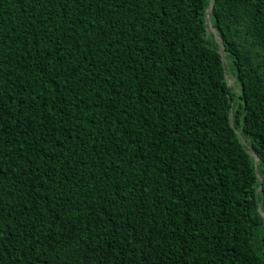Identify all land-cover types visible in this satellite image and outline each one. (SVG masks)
I'll list each match as a JSON object with an SVG mask.
<instances>
[{"label":"trees","instance_id":"obj_1","mask_svg":"<svg viewBox=\"0 0 264 264\" xmlns=\"http://www.w3.org/2000/svg\"><path fill=\"white\" fill-rule=\"evenodd\" d=\"M0 264H264V0H0Z\"/></svg>","mask_w":264,"mask_h":264},{"label":"rangeland","instance_id":"obj_2","mask_svg":"<svg viewBox=\"0 0 264 264\" xmlns=\"http://www.w3.org/2000/svg\"><path fill=\"white\" fill-rule=\"evenodd\" d=\"M228 81H229V83L232 84V85L235 84V78L232 77V76L229 77ZM238 90H239V88H238ZM257 161H258V159H257Z\"/></svg>","mask_w":264,"mask_h":264}]
</instances>
